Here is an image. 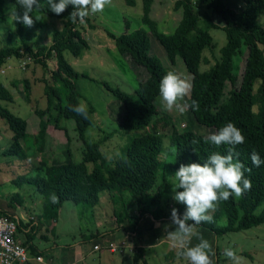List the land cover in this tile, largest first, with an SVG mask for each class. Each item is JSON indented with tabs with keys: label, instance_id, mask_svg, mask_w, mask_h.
Returning <instances> with one entry per match:
<instances>
[{
	"label": "trees",
	"instance_id": "1",
	"mask_svg": "<svg viewBox=\"0 0 264 264\" xmlns=\"http://www.w3.org/2000/svg\"><path fill=\"white\" fill-rule=\"evenodd\" d=\"M11 1L14 2L17 13L22 15V9L18 4L16 5V0ZM225 1L176 0L174 10L181 11V18L172 33L160 31L157 22L151 17L153 0H143L140 19L141 25L149 30L163 48L171 65L175 64L177 57L182 60L191 77V92L194 100L199 104L198 111L191 109L196 123L217 132L231 122L245 137V142L235 147V152L239 155L234 156V160H238L245 166L244 175L251 181V189L238 200L232 196L228 201L219 202L216 210L209 214L213 218L212 222H204L196 226L216 237L264 225V209L259 214L255 213L264 201V164L255 167L250 160L253 151L259 154L261 160H264V26L258 20L264 15V0H242V10L231 9ZM3 4L4 0H0V32L3 25L7 23ZM40 4V7L34 11L60 20L62 28L51 33L52 44L49 47L41 46L34 51L24 44L22 51L30 55L33 62L43 69H46L47 61L54 58L56 69L52 72L51 78L55 83L61 84L64 96L57 88L43 80L47 107L44 110L38 108L34 110L39 118V130L33 137V142L36 152L43 153L50 124L54 122V128L62 131L59 122L71 120L75 125L76 136L83 144L82 159L78 163L69 160L67 163L55 165H49L45 160H41L35 169V176L23 175L14 183L19 186L24 183L31 185L43 197L42 219L47 225L55 219L56 211L65 202L70 201L75 205L93 208L99 204L100 195L103 193L120 201L121 210L115 212L114 216L117 223H125L128 226L130 233L137 232L141 219L146 215H150L155 221L170 218V213L164 212L160 207L162 197L167 194L169 188V180L162 171L168 167L176 172L181 164H203L213 152L226 155L229 145L215 146L206 140L207 137L191 131L179 132L172 128L167 138L170 147L174 149L173 164H167L161 157L165 152L162 143L164 135L149 132L133 138L124 156L109 163L100 150L101 142L88 143L85 140V133L92 125V112L87 110V119H85L69 110V106L77 105L82 99L77 80L80 77L87 78L77 73L64 56L65 53H69L76 58L89 49L81 32L82 29L79 27V21L75 24L71 22L69 16L73 10L71 6L57 16L49 11L46 0ZM126 4L135 6V0H126ZM202 8L220 17L223 26L219 27L211 20H207L204 29L198 28L199 9ZM32 18L35 22L33 15ZM85 20L88 21L87 18ZM15 26L17 35L23 37L26 26L17 22ZM217 28L224 31L226 43L219 50V58L214 64L207 71L200 72L203 51L215 47L209 30ZM128 30L129 28L126 27V31ZM5 33L8 40H12V33L10 31ZM108 34L114 41L118 55L128 56L134 65L147 73L148 77L138 83L137 88L158 97L159 82L167 73V69L159 58L150 54V38L147 31L138 28L119 36ZM245 50L247 55L240 76L241 80L237 85L238 76L234 73V59H239ZM10 57L21 58L23 55L12 45L1 48L0 67ZM226 85L230 88L225 93ZM103 86L123 106V113L118 122L121 130H139L150 124L157 126L162 123L161 130L164 131L170 126L164 118L154 119L158 113L157 109L151 103L145 102L137 91L134 95H128L105 83ZM23 87L26 100L30 103L29 82L24 81ZM12 100L10 92L0 84V101L11 103ZM52 108L56 112L54 119L51 115ZM0 119L12 133L11 144L4 151V156L26 162L27 149L21 144V141L27 138L26 121L1 105ZM125 192L137 202L138 216L128 213L126 202L122 198ZM53 195L58 197L56 203L51 200ZM147 198L149 202L145 201ZM113 203L117 204L115 201ZM172 207L178 209L180 215L185 211V205L176 202ZM1 215L8 216L0 211ZM222 217L226 219L224 226L218 225ZM32 236V233L27 235L30 242ZM29 251L31 254L34 253V247L31 244ZM144 252V249L137 248L132 257V264H148L144 258ZM165 264L172 263L166 261Z\"/></svg>",
	"mask_w": 264,
	"mask_h": 264
},
{
	"label": "rangeland",
	"instance_id": "2",
	"mask_svg": "<svg viewBox=\"0 0 264 264\" xmlns=\"http://www.w3.org/2000/svg\"><path fill=\"white\" fill-rule=\"evenodd\" d=\"M44 1L45 0H38L39 3H43ZM175 1L176 0H153L150 15L156 20L160 31L172 33L177 22L180 20L181 11L174 10ZM225 2L231 9L242 10V0H226ZM13 6H15L13 1L4 0L3 11L6 14L7 23L3 25L0 32V49L12 45L18 48L21 52L24 44H29L34 51L41 46L49 47L51 33L60 30L62 28V22L33 11L32 15L35 22L32 27H25L23 37H20L16 32L15 21L11 18ZM142 7L143 0H135V6L127 5L126 0H111V3L105 7L102 13L90 14L86 17L88 21L85 20L86 22L84 24L79 23L83 37L90 44V51H84L85 53L83 52L76 58L69 53H65L64 56L77 73L87 77H80L77 80V86L82 95L80 102L83 101L87 105V110L92 112V125L85 133V140L88 143L101 142L100 150L103 156L109 163H113L116 158L124 156L125 151L133 138L143 136L148 132L152 134H162L164 135L162 143L165 150L161 155L162 160H165L167 164H173L175 158L174 149L173 147H170L167 138V135L171 133L172 128H175L179 132L191 131L203 137H207L215 132L213 129L197 124L191 114V108L183 114H180L176 110H173L172 112L163 111L158 102V97H154L148 91L139 90L137 88L138 83L144 81L148 77L145 70L134 65L128 56L122 57L118 55L114 49L111 50L108 48L109 42H105L98 38V34H103L106 40L110 41V43H114L111 41L113 39L108 33H111L114 36H119L124 32L143 28L147 31L150 38V54L159 58L163 66L167 69V72L173 71L191 83V77L187 73L182 60L177 57L175 64L171 65L158 41L150 34L146 27L141 25L140 19L142 16ZM207 20H211L219 27L223 26V21L220 17L214 15L210 10L205 8L199 9L198 28L204 29ZM258 20L260 24L264 26V15ZM126 27L129 28L128 31H126ZM6 31L12 33V40H8L7 33H5ZM209 34L213 38L215 47L213 49L207 48L203 51V60L199 67L200 72L207 71L214 64L215 60L219 58V50L226 43V35L221 28L210 29ZM246 55L247 52L245 50L239 59H234V73L238 76L237 85L241 80L240 76L244 67ZM21 63L22 62H20L19 68V58L10 57L2 65V68L6 69L8 66L11 68H9L5 74L0 72V84L7 87V80L16 76V79H13L12 82H21L22 85H19V90L10 87L8 90L13 96V102L9 103L6 101H0V105L17 117L26 121L28 125L27 138L23 141H29L26 149L31 150L30 162L37 166L41 160H45L49 165L63 164L69 160L75 163L81 162L83 144L78 140L74 130V122L71 120H61L59 122V127L62 131L54 128V122L50 124L45 140L44 151L41 154L36 152V146L33 139L32 141L28 140L30 136L33 135L35 124L38 123L39 120L35 115L34 110L37 108L42 110L46 109L47 98L44 93V84L40 81H38V83H33L32 79H30L31 103H27L24 95H22L24 93L23 82L19 80L22 77L21 73L23 70H25V72H28L29 70L36 71L38 78H40V73L43 74L45 70V72L47 71L49 74L46 77V83L57 88L62 96H64V89L61 84L55 83L51 78V72L49 69H56L54 58L48 60V67H46V69H43L40 65L34 62H30L32 64L25 69L21 66ZM21 68L23 70H20ZM104 83L109 87L119 89L128 95H134L137 91L139 96L145 102L151 103L157 109L158 113L154 119L164 118L170 123V126L164 131L161 130L162 123L157 124V126L150 124L148 127L139 130H121L118 125V118L122 112L121 110L123 109V106L104 88ZM229 88V85L225 86V93ZM225 97L226 95L224 98ZM193 100V94L190 92L189 96L185 97V101L183 102L191 104ZM51 115L53 119L56 117V112L53 108L51 109ZM0 136V201L5 200L7 195L16 202H20L28 207L34 205L39 200L43 201V197L39 195L33 186L25 183L20 184V186L10 183V181L16 180L26 172L31 171H24L22 163L17 158L4 156V151L8 149L11 144L12 133L2 119H0ZM91 168L92 167L89 165V169ZM162 173H165L169 180V188L167 194L162 197L161 207L166 212L169 210V214L173 208L171 206L169 207V205L172 204L173 206V204H175V201L172 199L174 193L172 191L173 180L171 178V176L175 174V170L167 167ZM30 175L35 176L32 174ZM101 195H104V197L109 200L111 198L106 193ZM129 196L130 194L125 192L122 198L126 201V209L132 213L134 210L132 207L134 206V203H132L133 199ZM235 199L238 200L239 197H235ZM111 200L115 201L117 204H113L112 201L108 210H110V213L112 210H117V212H119L121 210L120 201H116L112 198ZM145 201L149 202V198ZM263 209L264 201L256 209L255 213L259 214ZM100 211V204L93 208H87L82 205H75L70 201L65 202L61 206V209L58 210L56 218L57 225L55 227V232H59L61 235L58 238L48 239L51 242L47 243L36 238V244L38 246L40 245L42 250H46L43 252L45 257L52 255L53 251L54 253H57L58 255L56 258L58 259V263L62 264L64 262L63 254H66L69 247H73L75 243L80 240V237L94 233L96 230H99L100 233L103 232L104 229H98V226L96 225L97 218L95 216L97 213H100ZM82 212L83 215L81 214ZM109 216V220L114 221V215L109 214ZM112 221L111 223H113ZM40 222H42V220H40ZM225 224L226 219L225 217H222L221 220L218 221V225L224 226ZM120 225L121 224H119V226ZM196 232L204 239H206V235L212 237V240L209 238L208 241H213V247L218 251L217 260L220 264H232V261L223 255L224 249L226 248L233 250L238 257L242 258L240 264H264V225H259L244 231L227 233L223 236L217 237L204 229L196 228ZM54 241L56 246H52V242ZM195 241L199 242L196 236H193L190 242L194 243ZM50 246H52L51 249H49ZM166 249L169 251L173 250V248H169V245L166 246L165 244H161L160 247L148 252L147 261L149 264H165L166 261L172 263V260H170L172 257L166 260L162 258L159 263L151 257L152 252H155L158 256L163 254ZM87 252L88 257L86 262L88 264H106L108 255L103 253L107 252L90 251L89 253V250ZM119 255V252L114 254V257H116L113 258L115 264L119 259ZM180 260L184 264H187V261L183 258H180Z\"/></svg>",
	"mask_w": 264,
	"mask_h": 264
},
{
	"label": "clouds",
	"instance_id": "3",
	"mask_svg": "<svg viewBox=\"0 0 264 264\" xmlns=\"http://www.w3.org/2000/svg\"><path fill=\"white\" fill-rule=\"evenodd\" d=\"M49 11L59 16L71 6L70 18L72 23L79 21L84 24L85 18L90 14L102 13L111 0H46ZM22 9V15L18 14L16 7H12L11 18L22 23L26 27H32L34 20L31 13L40 7L38 0H16V5ZM192 84L181 75L173 71L167 72L159 82L158 102L163 111L176 110L180 114L189 108L199 110V104L193 100L191 104L185 101L189 96ZM69 110L87 119V105L81 101L75 106H69ZM206 140L215 146L229 145L227 154L221 155L213 152L203 164H181L173 176L172 199L185 205L182 215L178 209L172 208L170 219L175 230L169 232L173 241V247L178 248L177 256L187 261V264H214L212 257L215 255L211 244L196 232V226L201 223L212 222L210 212H214L219 202L228 201L230 197H240L251 189V181L244 175V165L234 156L238 157L235 147L245 142L241 130L233 123L228 122L217 132L207 136ZM196 143V141H193ZM253 166L264 164L258 153L253 151L250 155ZM250 171V169H248ZM180 189V191H177ZM56 203L58 197H51ZM191 222V223H190ZM193 236L199 240L194 246H189ZM223 255L232 261V264H240L242 258L238 257L231 249H224Z\"/></svg>",
	"mask_w": 264,
	"mask_h": 264
},
{
	"label": "crops",
	"instance_id": "4",
	"mask_svg": "<svg viewBox=\"0 0 264 264\" xmlns=\"http://www.w3.org/2000/svg\"><path fill=\"white\" fill-rule=\"evenodd\" d=\"M98 35H99L98 36L99 39L104 40L105 42H109L108 48H110L111 50H113V49L115 50L114 43H110V41L106 40L104 38L103 34H98ZM111 41H113V40H111ZM51 44H52V42H50L49 45H51ZM26 45L29 46V44H26ZM88 45H89V49L85 52L90 51V48H91L90 44L88 43ZM29 47L31 48V46H29ZM19 52H20V50H19ZM21 58H23V57H21ZM21 58H19V68H20V62L22 60ZM30 64H32V63H30ZM30 64H28V65H30ZM27 66L25 69L28 68ZM47 67H48V61H47ZM9 68H11V67L8 66L6 69L2 68L3 73L5 74ZM20 70H23V69H20ZM49 70L51 72L50 73L51 75H52V72L55 71L54 69H52V70L49 69ZM22 73H21L22 77L19 75L21 77V78L19 77L20 81H22V82L28 81L29 82V80L32 79L33 83H38V81H40L42 84H44L46 82V80H47L46 77L49 75L47 73V71L45 72V70H44L43 74L40 73L41 79L37 77L36 71L29 70L28 72H25V70H23ZM13 79H16V76H13V78H10L7 80L8 86L5 87L7 90L10 87L14 88L15 90H19V85H22L21 82H20L21 84L17 81L12 82ZM43 80L45 81L44 83H43ZM44 87H45V84H44ZM23 89H24V87H23ZM30 90H31V87H30ZM10 94H11V92H10ZM22 95H24V97H25V93H23ZM12 98H13V96H12ZM25 100H26V97H25ZM12 102H13V100H12ZM121 111H122L121 112V114H122L123 109ZM121 114H120V116H121ZM120 116H119V118H120ZM27 128H28V125H27ZM38 130H39V120H38V123L35 124L33 135L30 136V138L28 140L32 141L33 137L38 133ZM0 138H1V136H0ZM11 140H12V138H11ZM28 142L27 141H21V144L25 149L28 146ZM27 150H28V152H27L28 153V160L26 162H22V161H20V162L22 163V167L24 168V171H31V172H26L24 174V175L29 176L30 174H32V175L35 174V169H36L37 165H33V163L30 162L31 150H29V149H27ZM14 181L15 180L10 181V183L15 184ZM7 196H6L5 200L0 201V211L10 215L11 217H13L14 219H16L18 221L19 227H18L17 238L19 239V241H21L25 245H28V249H29L30 244L32 247H34V253L33 254H31V252L29 251L30 260L26 264H59L58 259L56 258L58 254L54 253V251H53L52 255H49L50 258H49V256L48 257L44 256L43 252H45L46 250H42L40 248V245L38 246L36 244V238H38L39 240H43L47 243V242H51L48 239L58 238L61 235L59 232L58 233L55 232V227L57 225V219L56 218H57L58 210L61 209V207L56 211L55 219L49 225H47L46 223H44V221L42 219V210H43V201L42 200H39L34 205H32V206L30 205L28 207V206H24L20 202H16L14 199L10 198L9 196H8L9 197L8 198ZM129 197H131V196H129ZM111 203H112L111 198L109 200V199H106L104 197V195H100L99 204L101 205V211H100V213H97L95 217L97 218V221H96L97 224L96 225L98 226V229H104L103 232L100 233L99 230H96L94 233H90L88 235H84V236L80 237L79 238L80 240L78 242H76L73 247H69L66 254H63L64 262L62 264H88L86 262V259L88 257L87 251L89 250V253H90V251H93L92 250L93 245L97 244L101 241L112 242V243H116V244H120L121 242L125 243V246L122 249V252H119L120 253V255L118 257L119 259L117 260L116 264H128V263L132 264V257H133V254L135 253L137 248L144 249V251H145L144 252V258L147 261L148 252H150L151 250H154L155 248L160 247L161 244H165L166 246L169 245V248H173V250L169 251L168 249H166V250H164L163 254L158 255V256L156 255L155 252H152L151 257L153 258V260H156L159 263V261L161 262L162 258H164L166 260V259L172 257L170 259V260H172V264H184L180 260V258H178V256H177V252L179 251V249L173 247V241L169 237V232L175 230V225L172 224L170 218L155 221L150 215H146L141 219V221L138 225L137 232L130 233L129 229L127 228L128 226L124 225L125 223H123L119 226V224L116 221L115 216H113L114 221L109 220L110 219L109 214L114 215V213L117 212V210H112L110 213V210H108V208H109ZM132 203H134V206H132L134 209L133 212L131 213L130 211H128V210L127 211L131 215L138 216L139 215L138 204L134 199L132 200ZM170 206L172 207V204H170L169 207ZM161 209L164 212H166L162 207H161ZM168 212H169V210H168ZM81 214L83 215V212ZM90 214H92V213H90ZM32 217L34 220H31ZM40 220H42V222H40ZM111 221L113 223H111ZM31 233L33 236L31 237L32 240L30 242L27 235L28 234L30 235ZM209 238H211V240H212V237H210L209 235H206V239L209 240ZM52 243H53L52 246H56L55 241ZM194 243L190 242L189 246H194L199 242L195 241ZM209 243L211 244L212 249L215 252V255L212 257L214 263L220 264L217 260L218 251H217V249H214L213 241H209ZM52 246H50L49 249H51ZM103 252H106V251H103ZM103 254L108 255V258L106 259V264H115V261L113 258H116V257H114V254H116V253L111 254V253L107 252V253H103ZM36 256H41L44 261L42 263H37L34 260V258ZM160 256H161V258H160ZM147 263L149 264L148 261H147Z\"/></svg>",
	"mask_w": 264,
	"mask_h": 264
},
{
	"label": "built area",
	"instance_id": "5",
	"mask_svg": "<svg viewBox=\"0 0 264 264\" xmlns=\"http://www.w3.org/2000/svg\"><path fill=\"white\" fill-rule=\"evenodd\" d=\"M21 53L23 55L21 66L26 68L30 62H33V59L30 55L25 54L23 51H21ZM0 72L3 73L2 67H0ZM31 220H34L33 217ZM18 227V221L10 215L0 216V264H26L30 260L28 245H25L17 238ZM124 246V242L116 244L101 241L94 244L92 250L94 252L106 251L114 254L122 252ZM34 260L37 263H42L44 261L41 256H36Z\"/></svg>",
	"mask_w": 264,
	"mask_h": 264
}]
</instances>
